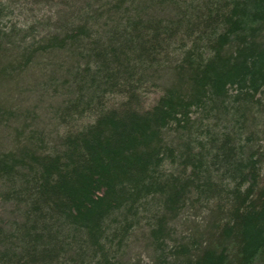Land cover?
<instances>
[{"label": "trees", "instance_id": "obj_1", "mask_svg": "<svg viewBox=\"0 0 264 264\" xmlns=\"http://www.w3.org/2000/svg\"><path fill=\"white\" fill-rule=\"evenodd\" d=\"M0 264H264V0H0Z\"/></svg>", "mask_w": 264, "mask_h": 264}, {"label": "rangeland", "instance_id": "obj_2", "mask_svg": "<svg viewBox=\"0 0 264 264\" xmlns=\"http://www.w3.org/2000/svg\"><path fill=\"white\" fill-rule=\"evenodd\" d=\"M32 83H33V79L31 77L27 80V83H22V86H21L22 92H25V93L14 97V100H15L16 104H19V105H17L18 107L25 106V107H29V108L33 107L35 109H38L37 113L41 114L42 118L44 119V121H42V123L45 126L46 125L45 120L47 119V115L45 114L44 109L46 106L39 105L40 103L37 102L38 100H36L33 96H30L27 93L29 91ZM1 136H3V134Z\"/></svg>", "mask_w": 264, "mask_h": 264}]
</instances>
